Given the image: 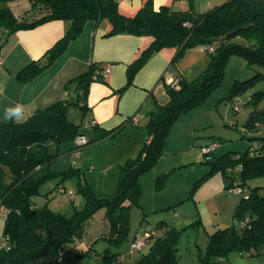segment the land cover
Instances as JSON below:
<instances>
[{
	"label": "trees",
	"instance_id": "16d2710c",
	"mask_svg": "<svg viewBox=\"0 0 264 264\" xmlns=\"http://www.w3.org/2000/svg\"><path fill=\"white\" fill-rule=\"evenodd\" d=\"M16 0H0V30L12 35L19 30H29L49 21L61 20L66 30L45 54L31 61L16 73L21 83H27L47 69L76 39L86 22L96 24L106 21L110 31L106 36L128 34L151 38L150 45L129 64L126 86L132 84L135 74L156 53L165 48L175 49L171 60L174 65L192 48H203L209 55V63L200 75L190 81L179 76L175 87L166 85L168 101L158 105L150 113L146 124L147 140L134 158L119 166V177L112 195H101L81 186L84 205L70 216L51 211L46 202L39 206L34 198L39 187L53 177L49 164L58 157L61 142L72 141L65 154L75 155L79 149L91 144L77 145L84 121L75 124L68 120V105L86 108V96L91 83L105 82L101 64L91 63L87 70L69 83L74 84V102L59 100L49 107L38 110L25 120L16 123H0V211L3 212L2 236L9 237V249L0 250V264H59L75 255H87L77 249V242L85 236L93 216L104 210L109 224V237L115 244L127 236L129 210L139 206L141 187L139 179L155 167L163 155L164 142L173 123L182 115L201 105L222 83L225 67L232 57H239L248 65L264 67V0H225L205 13L191 9L174 11L161 6L154 10L152 1L145 0L132 16L118 10L120 0H29L28 13L40 12L38 19H16L7 4ZM247 26L242 31L238 28ZM264 82V74L256 73L248 79L234 80L228 99L241 100L243 105L264 104V90L258 89L247 98L241 95L252 91ZM117 91L118 94L125 89ZM245 124L246 130H262L261 135L249 138L250 145L236 157L203 155L213 169H221L225 180L231 183L226 189H247L235 211V219L242 222L240 231L235 227L217 230L209 236L204 264L207 257L224 258L231 250L242 254H261L264 247V196L260 188H249L247 181L264 177V112H254ZM132 124L136 123L131 118ZM85 125H91L85 120ZM112 133V132H111ZM111 133H107L110 135ZM213 143V142H212ZM217 143V142H216ZM218 144V143H217ZM230 168L231 173H229ZM71 169V168H70ZM61 173L67 177L71 170ZM210 171L208 175H211ZM244 223V224H243ZM162 230L161 234L158 232ZM156 232L158 234L153 235ZM144 243L148 251L136 264H179L176 253V232L159 223ZM143 233V234H144ZM112 258H107L112 261ZM115 263H119L114 259Z\"/></svg>",
	"mask_w": 264,
	"mask_h": 264
},
{
	"label": "rangeland",
	"instance_id": "374dc122",
	"mask_svg": "<svg viewBox=\"0 0 264 264\" xmlns=\"http://www.w3.org/2000/svg\"><path fill=\"white\" fill-rule=\"evenodd\" d=\"M205 56L209 59L207 53ZM231 59L221 85L201 105L179 119L181 128L169 135L156 168L144 174L146 182L141 188L139 206H132L129 210L126 238L118 244L107 239L109 224L104 219V210H100L93 216L84 236L87 250L91 249L89 253L75 255L59 264H136L148 251L149 245L145 244L140 250L129 253L132 237L137 231L142 236V233L154 230L159 223L177 233L176 253L179 264H204L202 258L205 257L211 234L230 227L240 231L242 222L234 216L241 199L247 195V189L242 188L238 193L226 189L225 185L231 181L223 178L221 169H213L202 153V148L217 142L215 156L236 157L249 147V138L261 135L262 132L261 129L256 132L246 130L245 124L254 112L264 110V104H245L235 112L232 99H228V96L234 80L248 79L256 73L264 74V67L248 65L239 57ZM258 89L264 90V82L241 97L247 98L248 94ZM65 92L68 95L63 94L60 100L74 102L75 90L69 87ZM82 113L78 107L71 103L68 105L69 121L79 124ZM66 145L71 147L73 142L60 143L58 157L48 166L54 173L53 177L39 187V195L34 200L39 206L46 202L48 209L68 217L84 203L81 186H87L101 195L114 193L112 171L115 167L104 165L105 170H101L102 164L94 158L97 161L95 164L87 168L85 163L83 169H78V160L83 159L80 155L87 147L79 149L72 162L71 155L64 153ZM69 169L71 175L67 177L58 174ZM164 170L169 173L155 175ZM228 170L229 173L233 171L230 168ZM210 171L213 173L208 175ZM247 186L260 188L259 194L264 196V177L248 180ZM3 222V212L0 211V242ZM158 232L162 230L158 228ZM259 252L261 254L256 255L255 252L242 254L238 250H231L224 258L207 257V260L215 264H264V247ZM118 255H124V259L115 263L114 259ZM112 257V261L107 260Z\"/></svg>",
	"mask_w": 264,
	"mask_h": 264
},
{
	"label": "crops",
	"instance_id": "0c3cea01",
	"mask_svg": "<svg viewBox=\"0 0 264 264\" xmlns=\"http://www.w3.org/2000/svg\"><path fill=\"white\" fill-rule=\"evenodd\" d=\"M144 1L120 0L118 10L125 16H132ZM151 1L154 10L166 6L174 11L191 9L196 13H205L224 2L223 0ZM7 6L18 20L30 21L41 16L38 11L28 13L29 0L12 1ZM65 30L66 24L61 20L49 21L29 30H19L12 35L0 30V123L11 120L19 123L36 111L59 101L63 94L67 96L66 89L72 87L74 90V84L69 82L85 72L91 63L107 65L109 73L104 78L106 84L91 83L86 96V108L80 121L86 120L91 125L83 126L80 133L92 143L84 147L87 148L80 155L83 159L78 160L76 166L78 169H83L86 163L89 168L90 164H95L97 161L102 164L101 170H105L104 165L114 166L112 182L114 181L115 190L119 166L126 160L134 158L147 140L146 124L150 113L155 111L158 105L168 101L166 82L177 76L187 82L196 79L208 65L209 59L205 56V50L197 47L185 51L182 58L173 65L171 60L175 49L165 48L154 54L135 74L132 84L125 87L127 67L150 45L151 38L128 34L106 36L110 31L108 22L102 21L96 24L94 21H88L80 35L69 42L65 51L47 69L31 81L21 83L16 78V73L31 61L39 60L63 37ZM231 60L230 58L225 70ZM124 87L121 94H118L117 91ZM17 104L23 105L21 119L6 120L5 109L15 107ZM182 116L172 125L163 148L166 147L172 131L181 128L179 119ZM131 118L136 119L135 124L130 122ZM67 148L66 145L64 151ZM99 154L101 156L98 157ZM168 173V170H164L155 175ZM145 177L143 175L139 179L141 188L146 182ZM80 209L75 208V210ZM84 239L85 237L77 242L76 246L82 252L88 249Z\"/></svg>",
	"mask_w": 264,
	"mask_h": 264
},
{
	"label": "built area",
	"instance_id": "2783aa9c",
	"mask_svg": "<svg viewBox=\"0 0 264 264\" xmlns=\"http://www.w3.org/2000/svg\"><path fill=\"white\" fill-rule=\"evenodd\" d=\"M101 70H102V74H104V75L109 73V67L107 65H102ZM178 82H179L178 79H170L166 82V85L171 86V87H175L178 84ZM242 105H243V102L241 100H238V99L235 100L233 102L234 111L238 112L241 109ZM85 124L86 123L84 122L83 126L86 127ZM86 142H87V140L82 134L76 136L75 143L77 145H82V144H85ZM217 146H218V144L216 142H213V143L207 145L206 147L202 148V153L205 155H208L211 152H213L217 148ZM74 158H75V155H71L72 162H73ZM231 191L236 192V193L241 192L240 189H231ZM241 226H242V223H241ZM152 234L156 235L158 233L153 232ZM149 237H150V235L148 233H144V234L142 233V236H141L140 231H137L136 235H134L133 240L131 241V245H130V248L128 250L129 253L140 250L145 245V243H144L145 239L149 238ZM9 242L10 241H9L8 236H2L1 242H0V250L9 249V247H10ZM123 259H124V255H118L115 260L117 262H121Z\"/></svg>",
	"mask_w": 264,
	"mask_h": 264
},
{
	"label": "clouds",
	"instance_id": "9594fccd",
	"mask_svg": "<svg viewBox=\"0 0 264 264\" xmlns=\"http://www.w3.org/2000/svg\"><path fill=\"white\" fill-rule=\"evenodd\" d=\"M23 114V105L17 104L15 107L5 109V119L10 120L15 118L20 120Z\"/></svg>",
	"mask_w": 264,
	"mask_h": 264
},
{
	"label": "water",
	"instance_id": "95a60500",
	"mask_svg": "<svg viewBox=\"0 0 264 264\" xmlns=\"http://www.w3.org/2000/svg\"><path fill=\"white\" fill-rule=\"evenodd\" d=\"M246 27H247V26H244V27H242V28H238V29L235 30L234 32H236V31H242V30L246 29ZM262 112H264V110H262Z\"/></svg>",
	"mask_w": 264,
	"mask_h": 264
}]
</instances>
